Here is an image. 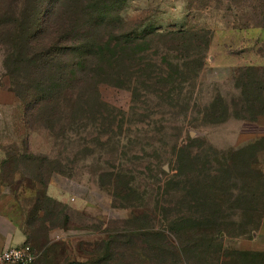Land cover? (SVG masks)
<instances>
[{"label":"rangeland","instance_id":"374dc122","mask_svg":"<svg viewBox=\"0 0 264 264\" xmlns=\"http://www.w3.org/2000/svg\"><path fill=\"white\" fill-rule=\"evenodd\" d=\"M262 109L264 0H0V181L65 200L37 260L264 264Z\"/></svg>","mask_w":264,"mask_h":264},{"label":"crops","instance_id":"0c3cea01","mask_svg":"<svg viewBox=\"0 0 264 264\" xmlns=\"http://www.w3.org/2000/svg\"><path fill=\"white\" fill-rule=\"evenodd\" d=\"M20 110L22 113L23 110L19 107ZM5 145L0 144V167L8 157ZM13 176L14 179L8 185H4L0 181V249L29 245L31 242L24 228L25 208L38 204L42 197L65 201L52 182L46 186H42L36 181L24 185L21 179L22 171H15ZM263 233L259 234L256 246L249 248L251 251L264 253ZM35 264H51L49 254L42 253Z\"/></svg>","mask_w":264,"mask_h":264},{"label":"built area","instance_id":"2783aa9c","mask_svg":"<svg viewBox=\"0 0 264 264\" xmlns=\"http://www.w3.org/2000/svg\"><path fill=\"white\" fill-rule=\"evenodd\" d=\"M37 255L27 245L0 249V264H34Z\"/></svg>","mask_w":264,"mask_h":264},{"label":"trees","instance_id":"16d2710c","mask_svg":"<svg viewBox=\"0 0 264 264\" xmlns=\"http://www.w3.org/2000/svg\"><path fill=\"white\" fill-rule=\"evenodd\" d=\"M257 114H258V117H262V118H263V117H264V109L259 110V111L257 112ZM263 121H264V120H263ZM260 141H264V137H263ZM7 160H8V157H7ZM7 160H6V161H7ZM6 161H5V162H6ZM5 162H4L3 164H5ZM3 164H2V165H3ZM261 254H264V253H261Z\"/></svg>","mask_w":264,"mask_h":264}]
</instances>
